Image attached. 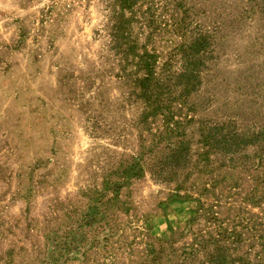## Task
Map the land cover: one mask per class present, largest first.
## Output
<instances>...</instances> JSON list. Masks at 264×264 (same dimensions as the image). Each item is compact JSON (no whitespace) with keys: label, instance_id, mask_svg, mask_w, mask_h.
I'll return each mask as SVG.
<instances>
[{"label":"rangeland","instance_id":"1","mask_svg":"<svg viewBox=\"0 0 264 264\" xmlns=\"http://www.w3.org/2000/svg\"><path fill=\"white\" fill-rule=\"evenodd\" d=\"M240 3L185 0L184 5L204 11L193 21L205 23L222 7ZM153 4L156 22L166 21L163 1ZM106 14L103 0H0V264L113 262L104 252L116 248L120 242L116 235H108L104 244L106 232L95 234L92 238L98 243L91 249L75 239L68 245L64 236L70 226L76 228L87 207L82 192L100 188L102 173L113 161L110 151L116 152V159L122 147L129 150L135 142L131 124L140 105L127 94L126 84L116 76V60L104 50L101 28ZM164 21L154 36L162 51L181 40L167 31ZM258 26L256 15L245 18V26L227 34L223 50L208 62L199 90L190 97L202 103L193 115L196 119L225 118L235 110L239 125L247 129L264 123V109L256 97L257 85L264 83ZM95 117L122 128L126 140L112 145L106 138L91 137L88 125ZM245 151L253 155L251 149ZM255 174L248 169L221 173L228 183L237 176L241 179L230 189L236 194L228 200L236 202L223 214L238 215L246 224L245 236L264 232V202L252 207L239 200L254 187ZM168 187L144 175L120 190L131 205L128 213L117 212L126 240L132 238L130 227L136 224L147 227L138 237L149 241L167 234L169 227H182L191 216L194 204L169 198ZM249 242L251 264H264L258 239Z\"/></svg>","mask_w":264,"mask_h":264},{"label":"trees","instance_id":"2","mask_svg":"<svg viewBox=\"0 0 264 264\" xmlns=\"http://www.w3.org/2000/svg\"><path fill=\"white\" fill-rule=\"evenodd\" d=\"M153 1L103 0L107 8L101 28L106 39L104 50L116 60V76L126 84L127 94L140 105L131 124L135 142L129 150L122 147L116 159V152L110 151L113 161L102 173L100 188L82 192L87 207L76 228L70 226L64 236L68 245L75 239L91 249L98 243L92 238L95 234L106 232L101 240L104 244L108 235H116L120 239L116 248L104 252L112 264H251L249 241L258 239L264 251V232L259 229L262 232L245 236L246 224L238 215L223 214L236 202L228 200L236 194L230 189L238 187L241 179L237 176L228 183L221 173L232 169L256 173L251 177L254 187L239 200L252 207L264 202V123L247 129V125H239L235 110L225 113V118L196 119L193 115L202 103L190 97L199 90L208 62L223 50L227 34L242 29L245 18L258 17L264 45V0H239L241 5L222 7L205 23L193 21L204 11L196 12L184 5L185 0H162V12L168 18L156 22ZM163 21L167 31L181 39L164 51L154 43ZM242 84H246L244 79ZM256 91L259 108L264 109V83L257 85ZM237 106L241 104L237 102ZM98 117L88 125L91 137L106 138L112 145L121 138L126 140L122 128ZM246 148L253 151L251 157ZM144 175L168 185L169 198L188 200L194 210L182 227H169L165 235L142 241L139 237L147 227L136 224L130 227L132 238L126 240L117 212L128 213L131 205L121 198L120 190Z\"/></svg>","mask_w":264,"mask_h":264}]
</instances>
